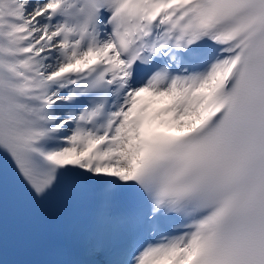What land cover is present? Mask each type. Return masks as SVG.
Listing matches in <instances>:
<instances>
[{
	"label": "snow or ice",
	"instance_id": "6c2138e0",
	"mask_svg": "<svg viewBox=\"0 0 264 264\" xmlns=\"http://www.w3.org/2000/svg\"><path fill=\"white\" fill-rule=\"evenodd\" d=\"M0 161L90 205L52 264H264V0H0Z\"/></svg>",
	"mask_w": 264,
	"mask_h": 264
}]
</instances>
